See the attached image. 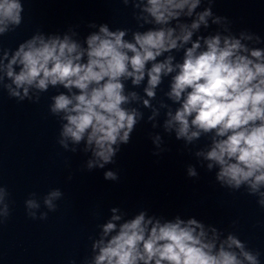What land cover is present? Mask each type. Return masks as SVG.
I'll use <instances>...</instances> for the list:
<instances>
[{"label":"clouds","instance_id":"9594fccd","mask_svg":"<svg viewBox=\"0 0 264 264\" xmlns=\"http://www.w3.org/2000/svg\"><path fill=\"white\" fill-rule=\"evenodd\" d=\"M214 2L122 0L126 7L131 4L135 31L90 23L98 31L83 41L70 27L63 35L37 31L15 50L0 46V89L17 102L32 103L50 88L64 89L49 104L60 122L57 142L73 154L91 153L87 171L115 163L144 119L141 108L150 110L147 121L153 128L160 126L157 118L164 110L165 133H174L189 151V145L206 137L193 153L201 167L206 163L208 172L217 169L221 187L244 188L264 209V47H259L264 39L249 30L234 33L227 17L213 13ZM202 3L207 7L198 11ZM23 11L22 0H0V37L21 25ZM211 25L218 26L214 34L201 32ZM181 50L177 61L172 53ZM169 77L168 90L157 99ZM126 81L133 87L144 83L143 95L126 91ZM152 142L154 155L166 151L159 134ZM187 176L198 177L193 165ZM104 179L119 176L108 170ZM10 196L0 185V225L11 215ZM62 197L59 188L43 197L30 193L24 202L27 216L46 220ZM42 205L47 211H40ZM110 211V218L97 226V236L90 237L91 255L83 264H261L259 250L194 217L168 220L141 210L126 218L118 207Z\"/></svg>","mask_w":264,"mask_h":264}]
</instances>
